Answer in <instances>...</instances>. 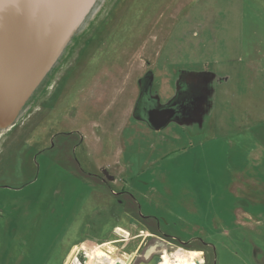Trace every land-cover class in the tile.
Masks as SVG:
<instances>
[{
    "label": "rangeland",
    "instance_id": "374dc122",
    "mask_svg": "<svg viewBox=\"0 0 264 264\" xmlns=\"http://www.w3.org/2000/svg\"><path fill=\"white\" fill-rule=\"evenodd\" d=\"M40 28L22 74L0 83V116L18 110L0 117L10 121L1 148L23 140L35 179L19 190L24 202L0 210V264H64L83 226L109 230L93 221L112 202L98 194L115 190L161 231L196 239L205 264H264V0H64ZM138 39L156 40L160 54L156 105L173 102L191 128L130 118L148 64L129 51L123 68H108ZM131 229L85 238L64 261L81 264L79 248L86 264L124 259L142 238Z\"/></svg>",
    "mask_w": 264,
    "mask_h": 264
},
{
    "label": "flooded vegetation",
    "instance_id": "af4514ba",
    "mask_svg": "<svg viewBox=\"0 0 264 264\" xmlns=\"http://www.w3.org/2000/svg\"><path fill=\"white\" fill-rule=\"evenodd\" d=\"M96 29L97 28L93 29V32ZM91 36L92 35H90V37ZM129 36L131 35L126 36V38L129 39ZM78 38L79 37H75L74 39L75 41L74 43H76V45H78L79 43ZM74 43H73V48L75 46ZM155 43H156V40H153V39H151V42H147L146 40L145 42H139V39H138V41H136V44H133L131 47L127 45L121 46L117 52L116 62H113L111 67L108 68V70H111L114 68V66H117V65L123 68L125 64L128 62L127 53L129 51H135V52L140 51L141 54L144 55V58H142V60L144 61V63H146V65L147 64L148 65H147V68L143 71V73L138 78H136V84L138 87V95H137V99L134 105H137V107L142 103V100L145 98H147L148 100H151L152 102L154 101V103L157 101L156 98L153 97V94H155V90H156L155 86L160 83V75L156 74L154 68L158 67L157 65L160 60V54L155 50ZM85 47H86V42L84 40L83 45L78 47L76 55H78L80 51ZM63 76L64 75H62L61 78H63ZM158 77L159 79L157 80ZM156 82H158V84H156ZM48 94L49 96H47V100L44 102V107L45 105L49 106L50 102L52 101L51 91ZM48 99H49V102H47ZM88 103L91 104L90 101H88ZM136 118L138 117L136 116ZM174 123L176 125L185 126V128H187L186 125H183V124L180 125L176 123V121H174ZM45 150H46V147H42L40 149V152L42 151L44 152ZM27 152H28V148L23 143V140L18 141L13 147L7 148L5 151L1 148V144H0V210L2 208H5L6 206L12 205L16 199L17 200L22 199V202H24L23 199L25 198V196L27 197L28 193H24L25 196H23V194L19 190L29 184H32L35 181V179L31 177L32 175H30V177L28 176L31 172L32 166L30 165V162L28 161ZM1 190H4V191H1ZM12 191L15 193H13ZM8 192H12V193H8ZM115 193H119V192L115 191ZM38 205L44 206V202H41ZM114 232L117 233L116 229L114 228L113 230H111V228L109 227V230H106L105 233H101L102 235H99V236L97 235L98 237L93 236V235H90V236L87 235L86 238L89 240H91V238L92 239H106L108 237H111L114 234ZM79 237L82 239L78 241V244H81L84 239L81 234L79 235ZM135 237H142V238H141V242L139 243V246L134 252L129 253L127 257H125L124 259H116V260H113L112 257L107 254V257L104 260V262H106L107 264H114L116 261H120L122 264H140L141 262L148 263L152 260V258L155 255H158L162 261L163 260L162 256L164 252L175 254L177 251L191 249L192 247H196V245L199 244L196 241V239L194 240L193 238L179 240L173 237L172 235L165 234V233H162V234L154 233L151 235L150 234H147V235L139 234ZM150 239L151 240L153 239L155 243H153V245L151 246V248H149V250L148 248L147 250H145V245L141 247V244L144 242V240L147 241ZM109 240L112 241V239H109ZM73 241L77 242V240H73ZM160 243L166 244L167 248H170L171 250L166 249L165 251H163V249H161ZM72 246H73L72 244L71 245L69 244L66 247L64 251V257L68 253L69 249L72 248ZM201 253H202V257H201L202 262L200 258H198L199 263H196V264H205L206 262L204 259L205 258L204 251L201 250ZM74 255L77 257L76 252L74 253ZM77 260L80 262L78 257H77Z\"/></svg>",
    "mask_w": 264,
    "mask_h": 264
},
{
    "label": "water",
    "instance_id": "95a60500",
    "mask_svg": "<svg viewBox=\"0 0 264 264\" xmlns=\"http://www.w3.org/2000/svg\"><path fill=\"white\" fill-rule=\"evenodd\" d=\"M63 1L0 0V83L9 76L13 78L16 75L18 78L17 75L22 74L30 61L28 58L40 44L39 36L44 32L40 27L44 29V24L57 13ZM172 103L158 107L156 102L145 98L138 107L136 105L135 115L145 119L154 129H159L172 120L180 123L175 104ZM13 109L18 111L16 107ZM9 113L0 117H8ZM187 121L189 118L182 122ZM77 256L81 264H86L88 256L82 248H79ZM160 261L161 258L155 255L150 262L140 264H157ZM114 264L122 263L116 261Z\"/></svg>",
    "mask_w": 264,
    "mask_h": 264
},
{
    "label": "crops",
    "instance_id": "0c3cea01",
    "mask_svg": "<svg viewBox=\"0 0 264 264\" xmlns=\"http://www.w3.org/2000/svg\"><path fill=\"white\" fill-rule=\"evenodd\" d=\"M169 81H170V79H169ZM153 97H155L156 100L160 99V95L156 96V93L153 94ZM177 97H178V95H177L176 91L170 96V98L173 99V100L176 99ZM160 106L161 105H158V107H160ZM135 108H136V105H134L132 110H131V113L129 115L130 118L134 117L136 120H138L140 122H144V124L147 125L148 128L151 129V130H155V131L162 130V129L166 128L169 125V123H171V122L174 123V121L172 120V121L168 122L166 125H164L163 127L159 128V129H154L145 119H143V118H141L140 116H137V115L136 116L138 118H136V116H135ZM120 110H121V114H124L125 113V106L122 107V109H120ZM186 115L189 116V122L193 120V117L191 116V114L188 113ZM179 122L180 123H178V122H176V123H178L180 125L181 124L186 125L182 121H179ZM183 127H185V126H183ZM186 127H189V126L186 125ZM189 128H191V127H189ZM199 128H202V125ZM109 177L112 178L113 182L116 181L115 175H113V174L110 175L109 174ZM115 191H113V192L112 191L111 192H107L106 191V193L100 192L98 194L97 197H99L101 200H104V199L106 200V199H108L107 196H109L110 200L112 202H110V204L108 202H106L105 206H103L102 208H99V212L100 213L99 214L96 213L97 216L96 215L95 216L97 218H96V220L93 221V224H96V221H99V225H101V226H104V225L105 226H109L111 228V230H113L115 228L116 231H117L118 228H130L129 231H131L132 230L131 227H134V228H136V230L138 229L139 231H137L136 233H135V231H133L134 232L133 238L135 236L141 234V233L143 234L144 232H146L144 235H147V234L151 235V234H154V233H156V234H162V233L168 234V232L161 231L159 229L158 224L155 223L156 220H154V217L152 215H146V216H142V217H140L138 215L139 214V208L137 206V202L135 203V199L133 197H131L129 194H127V192L122 191L120 193H115ZM122 193H124L123 196L121 195ZM118 195H120V196H118ZM125 196H127V197H125ZM116 197L118 199H116ZM114 202H115V204H114ZM102 213H104L105 215H102ZM106 221H108V222H106ZM83 231L85 232L84 226L82 227L79 235L83 234L85 236V237H83V239H85L87 237V235H85V233H83ZM71 244L73 246H72V248L69 249V251L71 249H73V248L79 247V245H80V244H78V241L77 242L73 241V242L70 243V245ZM192 249L196 250V251H198L200 253H201V250H202L200 247H192L190 250H192ZM66 255H65V257H66ZM65 257L63 258V263L67 264L64 261ZM200 260H201V258H200ZM201 262H202V260H201Z\"/></svg>",
    "mask_w": 264,
    "mask_h": 264
},
{
    "label": "bare ground",
    "instance_id": "6f19581e",
    "mask_svg": "<svg viewBox=\"0 0 264 264\" xmlns=\"http://www.w3.org/2000/svg\"><path fill=\"white\" fill-rule=\"evenodd\" d=\"M13 115L14 114H12L11 119L14 118ZM9 123L10 121L6 122V124H0V127H6ZM199 254L201 253L198 251H191L187 249L183 251H177L175 254L164 252L162 256L163 260L159 264H196Z\"/></svg>",
    "mask_w": 264,
    "mask_h": 264
}]
</instances>
